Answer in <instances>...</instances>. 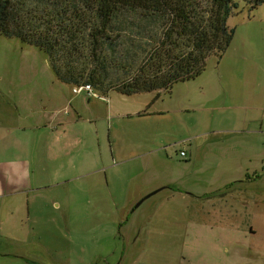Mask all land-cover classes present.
<instances>
[{
	"label": "rangeland",
	"instance_id": "1",
	"mask_svg": "<svg viewBox=\"0 0 264 264\" xmlns=\"http://www.w3.org/2000/svg\"><path fill=\"white\" fill-rule=\"evenodd\" d=\"M235 2L224 55L157 98L0 34V264H264V4Z\"/></svg>",
	"mask_w": 264,
	"mask_h": 264
},
{
	"label": "trees",
	"instance_id": "2",
	"mask_svg": "<svg viewBox=\"0 0 264 264\" xmlns=\"http://www.w3.org/2000/svg\"><path fill=\"white\" fill-rule=\"evenodd\" d=\"M235 8V0H0V34L44 51L62 82L157 98L224 55Z\"/></svg>",
	"mask_w": 264,
	"mask_h": 264
},
{
	"label": "crops",
	"instance_id": "3",
	"mask_svg": "<svg viewBox=\"0 0 264 264\" xmlns=\"http://www.w3.org/2000/svg\"><path fill=\"white\" fill-rule=\"evenodd\" d=\"M0 176L2 177V181L1 182H3L2 184L4 185L5 183H8V182H10L11 180L13 181V179L11 178H9L10 177V173H7V174H4V175H1L0 174ZM10 179V180H9ZM2 185V186H3Z\"/></svg>",
	"mask_w": 264,
	"mask_h": 264
},
{
	"label": "built area",
	"instance_id": "4",
	"mask_svg": "<svg viewBox=\"0 0 264 264\" xmlns=\"http://www.w3.org/2000/svg\"><path fill=\"white\" fill-rule=\"evenodd\" d=\"M91 86L90 85H86V86H84V88H87V89H89ZM181 154L183 155V154H185V152H181Z\"/></svg>",
	"mask_w": 264,
	"mask_h": 264
},
{
	"label": "flooded vegetation",
	"instance_id": "5",
	"mask_svg": "<svg viewBox=\"0 0 264 264\" xmlns=\"http://www.w3.org/2000/svg\"><path fill=\"white\" fill-rule=\"evenodd\" d=\"M162 188H166V186H165V187H162ZM162 188H161V189H162ZM161 189H160V190H161ZM158 191H159V190H158Z\"/></svg>",
	"mask_w": 264,
	"mask_h": 264
}]
</instances>
